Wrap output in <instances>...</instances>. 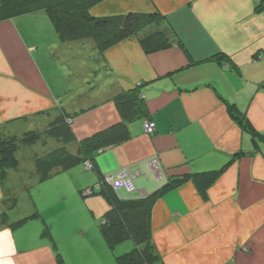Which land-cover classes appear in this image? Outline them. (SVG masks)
Wrapping results in <instances>:
<instances>
[{"label":"crops","instance_id":"crops-1","mask_svg":"<svg viewBox=\"0 0 264 264\" xmlns=\"http://www.w3.org/2000/svg\"><path fill=\"white\" fill-rule=\"evenodd\" d=\"M258 5L103 0L90 10L93 17L159 12L161 29L174 33L173 46L147 54L141 37L132 36L99 57L90 41L85 66L78 61L89 41L63 42L46 12L36 8L0 22L4 136L43 133L66 114L83 140L120 123L114 98L137 88L146 109L128 124V141L97 156L95 170L79 164L41 180L34 148L45 145V136L18 146L17 168L0 177V264H60L59 254L65 264H117L100 229L109 204L84 190L123 168L139 172L133 192L114 191L123 200L146 198L173 178L224 169L206 199L186 181L155 203L161 264H264V10ZM146 120L156 125L152 135L145 134ZM46 225L53 240L43 236ZM122 246L118 253L132 245Z\"/></svg>","mask_w":264,"mask_h":264},{"label":"trees","instance_id":"trees-1","mask_svg":"<svg viewBox=\"0 0 264 264\" xmlns=\"http://www.w3.org/2000/svg\"><path fill=\"white\" fill-rule=\"evenodd\" d=\"M101 1L103 0H0V22L29 14L37 8L48 14L63 42L92 41L99 57L111 46L132 36L141 37L140 43L147 54L173 46L171 39L174 33L168 30L161 29L141 35L142 32L148 31L147 29L163 22L164 18L159 12L93 17L90 10ZM257 1L258 10H264V0ZM114 102L121 122L80 141L75 138L71 124L68 123L69 120L72 121V117L66 114H62L43 133L31 132L19 138L7 137L0 133L1 180L6 179L8 170L17 168L18 146L34 145L42 136L65 145L75 143L77 151L73 153L62 147L39 157L36 168L41 180L48 179L57 169L65 171L86 162L92 163L95 170L96 158L100 151L128 141L131 138L128 124L146 113L145 103L140 97V88L120 93L114 98ZM237 120L244 125L242 120ZM223 171L224 169H220L173 178L161 190L140 200L120 199L112 187L105 183L95 190L91 196L104 197L110 207L100 221V229L109 249L118 254L117 264H161V257L153 241L152 212L155 203L161 196L186 181H192L200 195L206 199L209 188ZM103 180L104 177H101L99 182ZM36 217L37 215H34L29 218ZM26 221L27 219L19 222L17 226ZM43 236L53 240L50 225L45 226ZM125 243H131L132 246L123 253H118ZM58 261L65 264L60 254Z\"/></svg>","mask_w":264,"mask_h":264},{"label":"built area","instance_id":"built-area-1","mask_svg":"<svg viewBox=\"0 0 264 264\" xmlns=\"http://www.w3.org/2000/svg\"><path fill=\"white\" fill-rule=\"evenodd\" d=\"M68 123L71 124L72 121L69 120ZM144 129L146 135H152L156 131V125L151 120H146L144 122ZM100 153H102V151H100ZM84 165L87 170H93L92 163L86 162ZM152 165L158 168L157 160H155ZM138 175H139L138 171H133L128 168H123L120 170L117 176H112V175L105 176L103 181L97 183L92 188H88L84 192V195L91 196L93 192L99 189V187L104 183L111 186L115 191L119 189H125L128 192H133L135 190L133 181Z\"/></svg>","mask_w":264,"mask_h":264},{"label":"rangeland","instance_id":"rangeland-1","mask_svg":"<svg viewBox=\"0 0 264 264\" xmlns=\"http://www.w3.org/2000/svg\"><path fill=\"white\" fill-rule=\"evenodd\" d=\"M157 26L160 27V28H157ZM162 26H163V22H161L159 25H154V27H151L150 28V29H152L151 33L156 32V31H160ZM150 29H148V30H150ZM149 33L150 32H148V33L147 32H142L141 35H144V34H147L148 35ZM91 42L90 41L87 42V44H86L87 46H86L85 50L81 52V53H84V54H83V58L79 59V61H78V62H81L80 66H85L86 65V61L84 60V57L87 58V59H89L91 53H93V51L91 50V46H90V44H92ZM92 59L93 60H91V61H93V63H94L95 57H92ZM90 82H91L90 83L91 85L94 84V82H95V76H93V79L90 80ZM86 85L87 86L89 85L88 81H87V84ZM45 139H46L45 145L43 144V142L42 143H38V145H36V147L34 148L35 149L34 151H36V155H38V157H42V156H44L46 154H50V153H52L54 151H57L59 149H62V147H66V149L68 151L73 152V153H76V151H77L76 144L75 143L65 145L64 143H61V142H58V141L56 142L55 140H51L48 137L45 138ZM32 153H33V150L32 149L31 150L30 149L27 150V152H25L26 158L27 157L28 158L31 157L32 156L31 155ZM21 156H22V154H21ZM113 191H115V190L113 189Z\"/></svg>","mask_w":264,"mask_h":264}]
</instances>
